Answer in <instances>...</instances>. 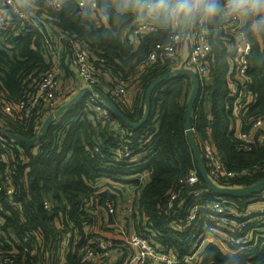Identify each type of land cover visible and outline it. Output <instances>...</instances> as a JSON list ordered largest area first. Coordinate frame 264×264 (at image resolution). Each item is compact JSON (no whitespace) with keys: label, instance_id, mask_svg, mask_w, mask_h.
Segmentation results:
<instances>
[{"label":"trees","instance_id":"obj_1","mask_svg":"<svg viewBox=\"0 0 264 264\" xmlns=\"http://www.w3.org/2000/svg\"><path fill=\"white\" fill-rule=\"evenodd\" d=\"M23 7L40 30L27 19L15 16L9 8L6 10L7 26L0 29L2 107L13 110L11 106L24 97L43 72L52 68L47 59L50 56L45 54L46 44L58 49L60 61L66 58L68 63L73 44H78L96 70L110 73L109 82H102L99 87L105 88L103 92L108 97L118 81L135 90L129 106L113 102L129 120L141 119L146 89L170 71L165 62L145 66L144 61L155 44L167 42V33L157 29L131 41L128 35L136 20L132 15L104 22L94 12L68 13L63 7L53 9L39 0H30ZM215 28L208 32L212 50L210 71L204 83L199 82L191 129L201 152V143H209L228 169L250 170L249 175L229 180L227 184L214 182L221 186L248 187L264 179V141L251 151H244L236 140L235 118L225 108L232 102L226 72L233 38L225 36L220 26L213 34ZM247 58L246 75L251 79L249 90L254 101L245 106V114L240 117L244 131L257 118L262 117L264 122V44L262 48L254 42ZM190 90L187 77L165 79L151 92L147 120L135 129L126 127L109 112V118L102 124L94 116L90 97L83 95L33 145L0 135V249L9 259L3 264H80L79 255L94 227L103 226L108 204L116 213L120 211L123 220H130L138 235L154 236L158 245L184 256L192 234L199 233L194 227H200L203 219L199 218L192 228L183 231L177 228L166 209L171 193L179 195L181 205L174 211L181 217L193 205L194 192H199L202 198L234 206L237 214L247 204L261 201L259 196L263 191L247 196L215 195L201 182L185 133V106ZM58 97L60 104L67 99L61 92ZM51 110L40 105L23 123L14 122L0 110V127L30 139ZM114 124L124 131V136L114 133ZM124 148L133 153L118 161L117 152ZM202 162L207 171L204 158ZM142 172H148L149 178L133 192L130 209L124 214L129 204H119L126 202L123 197L127 186L136 185ZM190 172L196 173L198 183L186 185L184 179ZM6 175L9 177L4 181ZM7 189L11 190L10 194L6 193ZM45 202L50 204L49 209L44 207ZM260 225L264 228V222ZM63 239L67 246L62 260ZM245 245L238 250L242 264H264V237L258 236ZM202 254L201 264H224L226 253L215 245H206ZM122 263L120 259L116 264Z\"/></svg>","mask_w":264,"mask_h":264},{"label":"built area","instance_id":"obj_2","mask_svg":"<svg viewBox=\"0 0 264 264\" xmlns=\"http://www.w3.org/2000/svg\"><path fill=\"white\" fill-rule=\"evenodd\" d=\"M39 1L48 4L53 9L62 7L66 1H71L75 5L74 12L77 10L79 13L85 10L93 12L90 5L96 3V0ZM28 2L30 0H0V8L3 9L0 11V29H4L7 26L5 15L6 10L9 8L15 16L27 19L31 25L40 30L36 21L32 19L26 8L23 7ZM220 29L225 36L228 35L233 38L229 50L232 51V54L230 55L226 72L227 85L232 102L226 104L225 108L230 110L232 116L240 121V117H243L245 114V106L254 101L253 93L249 90L251 79L246 75L248 70L247 56L250 47H244L235 42L233 34L236 29L233 25L225 23L220 25ZM156 30L153 27L141 25L135 20L131 24V32L128 36H131V41H133L144 34L154 33ZM221 38L224 39L223 37ZM46 49L48 52L45 54L49 55L50 59L55 60L59 58L58 49H52L49 44H46ZM211 52L209 34L204 35L195 32L189 39L179 42H173L169 37L166 43L155 44L153 49L147 54L144 65L150 66L162 61L169 65L170 71L183 66L191 69L198 77L199 82L204 83L203 81L207 79L210 71L209 61L211 59ZM70 63L75 70L76 78L86 88H99L105 79H109L110 73H101L96 70L90 63L87 52L81 49L78 44H73L72 46ZM57 69L53 65L51 69L43 72L39 80L29 88L24 97L11 106L13 110L7 106L2 107L1 104L0 110L10 116L14 122L23 123L40 105L52 108L51 112L58 109L57 106L60 104V100L58 97L59 79L56 74ZM128 95L129 90L126 88L125 83L118 81L110 90L109 98L112 101L119 102L121 105L129 106ZM89 97L90 102L93 103L91 109L94 112L95 118L104 124L109 118V110L101 104L97 97ZM112 129L118 136H124L125 134L115 124ZM235 131L236 140L244 151H251L256 145L264 141V122L262 117L252 121L245 131L241 128ZM201 145V156L205 159L207 166L206 173L213 182L218 180L227 184L229 180L241 179L249 175L250 170L247 168L228 169L209 143L202 142ZM132 153V151L124 148V150L117 152L116 159L123 161L127 157H130ZM258 167L254 166L253 168ZM262 170L264 171V164L262 165ZM142 173L138 177L136 185L130 184L127 186V190L131 193V196L139 184L144 183L149 178L148 172ZM8 177L6 175L3 180L7 181ZM128 178L130 179V177L126 179ZM184 181L186 185H194L198 183V177L196 173L190 172ZM221 187L242 188L234 185H222ZM6 193L10 194L11 190L7 189ZM259 199L261 201L247 204L237 214L234 206L226 205L221 200L207 197L202 198L199 192H194L193 205L189 209H186V211L184 210V215L181 217L174 211L175 208L181 205L178 201L179 195L175 192L171 193L167 200L166 209L169 211V216L177 228L181 231L192 228L199 218L203 219L200 227L198 225L194 227V231H199V233L194 232L192 234V238L187 244L189 250L184 256H179L175 251L161 247L155 241L154 236L146 237L138 235L131 225L127 224L126 219L123 220L121 214L117 215L114 207L108 204L103 226L100 229L94 227L93 234L87 239L88 243L79 255V262L80 264H116L117 261L123 259L122 264H201L203 249L208 244L217 246L224 253H227L229 250L244 249L246 243L254 241L258 236L264 237V228L260 225V223L264 222V191L259 196ZM44 207L49 209L50 204L48 205L45 202ZM126 208L128 209H125L124 214L128 213L130 204ZM114 213L118 217L115 218ZM66 246L67 241L63 239L60 254L62 260L66 252ZM1 257L3 258L1 259ZM7 261H9L8 257L0 249V264Z\"/></svg>","mask_w":264,"mask_h":264},{"label":"clouds","instance_id":"obj_3","mask_svg":"<svg viewBox=\"0 0 264 264\" xmlns=\"http://www.w3.org/2000/svg\"><path fill=\"white\" fill-rule=\"evenodd\" d=\"M104 22L132 15L138 23L165 32L170 40H187L195 32L207 35L211 27H235V42L251 47L264 44V0H100L90 5ZM224 264H242L238 250H229Z\"/></svg>","mask_w":264,"mask_h":264},{"label":"water","instance_id":"obj_4","mask_svg":"<svg viewBox=\"0 0 264 264\" xmlns=\"http://www.w3.org/2000/svg\"><path fill=\"white\" fill-rule=\"evenodd\" d=\"M62 7L68 12L72 13L74 12L75 5L71 1H66L63 3ZM130 40H132V37H129ZM175 76H184L187 77L191 82V90L186 102L185 106V133L186 138L188 141L189 146L191 147L196 161V167H197V174L201 180V182L204 183L206 189L215 194V195H227V196H247L254 193H258L261 191H264V179L251 185L248 187H242V188H234V187H221L216 185L213 180L210 179L208 174L206 173V170L203 166L202 162V156L201 151L196 143L192 129H191V112L192 107L194 105V102L198 95V89H199V80L196 74L188 68H185L181 66L179 69L171 70L163 74L162 76L156 78L146 89L144 94V106H143V113L140 120L133 122L129 120L121 111L120 109L114 104V102L99 88L92 87V88H86L84 87L82 90L78 91L77 94H75L67 103L61 105L58 109L50 112L42 121L40 127L38 128L36 134L34 137L30 139H24L20 137L19 135L15 133H10L8 131H5L4 129L0 128V135L3 137H7L17 143H21L24 145H33L36 141H38L44 134L46 128L66 109L71 107L73 104H75L83 95L88 96H95L98 98V100L101 102V104L109 110L111 115L115 117L120 123L125 125L128 128L135 129L145 123V121L148 118L149 111H150V95L152 90L159 85L161 82H163L167 78L175 77Z\"/></svg>","mask_w":264,"mask_h":264},{"label":"crops","instance_id":"obj_5","mask_svg":"<svg viewBox=\"0 0 264 264\" xmlns=\"http://www.w3.org/2000/svg\"><path fill=\"white\" fill-rule=\"evenodd\" d=\"M215 29H216V31H213V34H215V32H217L218 27H216ZM260 46L263 48V44H260ZM68 61L69 60H67L66 58L65 59L63 58L60 61V57L55 59V60L51 59L52 65H55L56 68H58L56 74H57V77L59 78V93L61 92V94L63 96L67 97V99L65 100V102L63 104L67 103V101H69L75 94H77L78 91H80L84 88V86L76 78L75 70L69 64L70 62L68 63ZM230 66H231V64H230ZM66 72H68L70 75H68ZM104 82H106V83L109 82V79L108 78L105 79ZM103 89L105 90V88H103ZM103 89L100 88V90L102 92H103ZM134 98H135V90L129 89V95H128L129 101L128 102L132 103ZM63 104H61V105H63ZM238 122H239V120L235 119V122L233 123L235 125V130H238L241 128V125ZM128 180H129V178H128ZM126 196H127V198H126L125 205H128L130 203V198H131V193L128 190L126 192ZM126 222L128 225H131V222L129 219H127Z\"/></svg>","mask_w":264,"mask_h":264},{"label":"rangeland","instance_id":"obj_6","mask_svg":"<svg viewBox=\"0 0 264 264\" xmlns=\"http://www.w3.org/2000/svg\"><path fill=\"white\" fill-rule=\"evenodd\" d=\"M2 10H3V9L0 8V11H2ZM47 59H50V58H47ZM50 62H51V59H50ZM129 89H130V88H128V90H129ZM132 90H133V89H132ZM129 104H131V103L129 102ZM126 198H127V196H126V193H125L123 199H126ZM119 205H120V206H121V205L127 206V205H125V203H123V204L120 203ZM114 215H115V218L118 217L117 215H120V211L118 210V211H117V215H116L115 213H114Z\"/></svg>","mask_w":264,"mask_h":264}]
</instances>
